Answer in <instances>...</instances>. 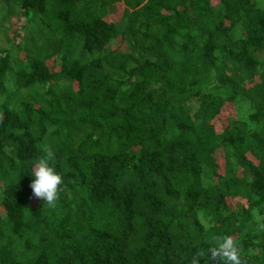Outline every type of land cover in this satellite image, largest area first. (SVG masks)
Wrapping results in <instances>:
<instances>
[{"label": "trees", "instance_id": "trees-1", "mask_svg": "<svg viewBox=\"0 0 264 264\" xmlns=\"http://www.w3.org/2000/svg\"><path fill=\"white\" fill-rule=\"evenodd\" d=\"M0 37V264H264V0H0Z\"/></svg>", "mask_w": 264, "mask_h": 264}, {"label": "clouds", "instance_id": "clouds-1", "mask_svg": "<svg viewBox=\"0 0 264 264\" xmlns=\"http://www.w3.org/2000/svg\"><path fill=\"white\" fill-rule=\"evenodd\" d=\"M49 159L42 157L31 164L30 170L27 169L31 178L29 183L31 195L52 207L58 198L62 178L50 165ZM206 253L209 254L208 260L212 261V264H215L217 259L220 264H240L237 247L229 236L217 239ZM197 257H194L195 264H198Z\"/></svg>", "mask_w": 264, "mask_h": 264}, {"label": "rangeland", "instance_id": "rangeland-1", "mask_svg": "<svg viewBox=\"0 0 264 264\" xmlns=\"http://www.w3.org/2000/svg\"><path fill=\"white\" fill-rule=\"evenodd\" d=\"M112 9H114V13L110 14L108 17H106L105 20H107V21H118L122 15L123 7L120 3H117ZM111 15H112V17H111ZM12 21H13L14 27L12 29L13 31H11L8 34L9 38L12 37L14 31L19 30V26L24 22V19H22L20 21V23L16 19H13ZM0 47H4V48L7 47L8 48V43L2 37H0ZM111 49H113V50L117 49L119 52H122V53L127 51V49H126L124 43L121 41V39H117V41H115L113 43ZM18 57L23 60L24 54L20 53V54H18ZM46 64L51 71H58V69L53 68V61L52 60H48L46 62ZM76 86H77L76 83H74V85H73L74 89H76ZM242 115H243V113H242L239 106L237 107V105L232 104V103L224 104V106L222 107V109L220 111V114L212 121V124L214 126L215 131L217 133H221L223 131V129L227 126V123L230 120L237 119V118L241 117ZM248 157L252 162H254L256 164V161L252 157H250V156H248ZM216 160H217V164L219 165L218 173L222 174L224 163L222 160V155L220 153L216 154ZM38 200H39L38 198L34 197V199L31 201L30 205L31 206L36 205ZM228 204L230 206H232V208H234V204H231L230 202H228ZM0 214H2V215L4 214V210L2 207H0Z\"/></svg>", "mask_w": 264, "mask_h": 264}, {"label": "crops", "instance_id": "crops-1", "mask_svg": "<svg viewBox=\"0 0 264 264\" xmlns=\"http://www.w3.org/2000/svg\"><path fill=\"white\" fill-rule=\"evenodd\" d=\"M108 17V16H107ZM111 17H112V15H111ZM113 22H115V21H113Z\"/></svg>", "mask_w": 264, "mask_h": 264}]
</instances>
